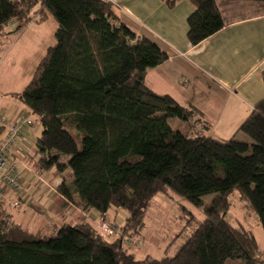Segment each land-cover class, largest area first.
Here are the masks:
<instances>
[{"label":"trees","instance_id":"obj_1","mask_svg":"<svg viewBox=\"0 0 264 264\" xmlns=\"http://www.w3.org/2000/svg\"><path fill=\"white\" fill-rule=\"evenodd\" d=\"M190 1L195 11L187 36L193 46L220 32L229 18L264 14V0ZM36 8L40 22L53 18L58 29L57 43L14 95L42 125L28 160L36 162L37 176L62 178L56 191L68 203L101 217L123 210L127 226L116 227L113 239L90 223L48 222L45 230L31 232L0 202V264H264L253 233L225 217L237 191L264 231V100L238 129L251 143L174 129L170 119L188 122L194 109L145 84L147 72L168 56L125 25L111 1L0 0V34L11 21L17 25L9 34L23 31ZM210 194L218 197L205 208V220L191 235L182 234L173 257L138 259L127 249L141 242L129 234L140 233L155 197L177 195L199 208Z\"/></svg>","mask_w":264,"mask_h":264},{"label":"crops","instance_id":"obj_2","mask_svg":"<svg viewBox=\"0 0 264 264\" xmlns=\"http://www.w3.org/2000/svg\"><path fill=\"white\" fill-rule=\"evenodd\" d=\"M109 1L116 6L117 14L125 25L137 35L154 42L168 56L166 62L147 72L146 86L152 92L170 96L185 108L196 111L187 122L195 128L192 136L218 140L234 138L240 125L264 100V14L243 19L229 18L220 32L193 46L187 36L188 18L195 11L190 0H179L173 7L167 4L171 0ZM37 9L33 10V20L20 33L9 34L16 28L14 21L5 26V33L0 34V56L8 54L15 45L11 46L10 41L16 35L20 36L16 42L24 38L29 46L38 47L39 39L45 36L42 32L44 24L50 18L40 22ZM55 23L52 25L53 39L37 61L33 75L48 48L57 43L55 34L58 24ZM23 69L21 67L20 73ZM22 91H5L18 102L1 96L0 109L23 110L24 105L14 97ZM198 128L202 129L201 135ZM208 131L213 136L205 135ZM215 131H218L217 135ZM219 131L229 136H221ZM62 181V178L55 179L56 186L61 185ZM33 190L34 186H28L32 195ZM35 204L36 201H33L19 213L14 211L16 217H13L15 222H21L31 232L45 230L49 221L39 220L40 213L44 211L55 216L54 221L48 224L53 227L90 223L99 229L101 215L97 211L84 212L68 203L57 191L50 197L46 196L41 204ZM40 208L41 212H38ZM110 212L106 214L107 217ZM109 219L116 223L111 217Z\"/></svg>","mask_w":264,"mask_h":264},{"label":"rangeland","instance_id":"obj_3","mask_svg":"<svg viewBox=\"0 0 264 264\" xmlns=\"http://www.w3.org/2000/svg\"><path fill=\"white\" fill-rule=\"evenodd\" d=\"M52 25H56L54 19L50 18L45 22V27H43L42 30L43 35L45 36L44 38L39 39V43L37 45L38 47L29 46L24 38L16 42L20 38L19 35H16L11 39V46H13L14 44L15 45L11 48L8 54H6L7 56H0V97L3 96V98L10 100L11 102L15 101L8 95V93L4 92H10L11 90H15L17 92L22 91L25 88L26 84H28V82L31 80L33 70L37 61L39 60L40 56L44 54L45 49L53 39L54 29L52 28ZM21 67L24 69L26 68V70L23 69L22 73H20ZM19 106L21 107V104ZM23 108L24 107H22V109ZM23 110L27 111L25 108ZM195 113L196 111H194L193 114ZM170 124L174 129H179L184 133L187 132L188 134H192L193 130H195L194 126L189 125L187 122H183L179 119H170ZM198 129L200 130V133L198 134L201 135L202 129ZM204 129L206 130L205 127ZM215 132L217 135L218 131ZM41 133L42 125L39 121H35V126L31 130L30 136L32 149L35 147V142L41 135ZM219 134L221 136H229L224 131H219ZM205 135L213 136V133L211 131H208L207 133H205ZM74 136L79 140L77 142L79 147L81 148L82 142L80 136L78 134H74ZM231 136L232 135H230V137ZM234 138L239 141L247 139L248 143H251V140H248V138L241 132L236 133V136ZM32 155L33 154H31L30 157H32ZM25 163L29 168H31L32 171L34 170V175H36V162L26 159ZM64 175L67 181H70V169H67ZM51 176V173H45L41 177V179H44L46 183H49L53 187L52 190L46 185H43L41 182H39L35 177L33 178V173H24L27 188L28 186L30 187L37 184L39 185L41 192L37 191L34 194L33 199H30L27 203L20 204L19 207L11 208L10 204H7L14 218L16 217L14 215V211L19 213L23 210V208L25 209L27 207V204H30L33 201H36L35 205H38L39 203L41 204L46 196L50 197L56 192V182L55 180H50L52 179ZM217 197L218 194H210L204 196L202 198V206L199 208L191 206L187 200L178 197L177 195H159L155 197L146 212L144 227L140 230L139 233L142 239L140 236H138L139 234H129L130 236L128 235L130 238L140 239L141 242L137 243L133 247L127 246V249H130L132 252L134 251L138 259H143L146 256H151L155 259L173 257L179 250V248L183 245L184 235H191L192 232L195 231V229L201 224V222L205 220V208L209 206ZM228 201L230 204V210L225 215L226 219L235 227L243 226L244 228L249 229L256 238L260 253H264V231L257 218V215L252 210L249 203L245 201L237 191H234L230 194ZM38 212H41V208ZM41 213L39 220L43 219L44 221L47 219L46 221L49 222H51L52 220L54 221L55 216L50 215L51 213L49 211H44ZM182 215H184V217ZM109 216L116 221V223L114 221H112V223L115 224V226H117L119 229L122 230L126 228L128 217L127 212L123 210H111ZM109 216L108 219L110 218ZM183 233L184 235H182ZM114 236L115 235L109 236V238L113 239L115 238ZM117 237L118 235L116 236V238ZM124 245L126 246V244ZM227 264H242V261L230 260L227 262Z\"/></svg>","mask_w":264,"mask_h":264},{"label":"built area","instance_id":"obj_4","mask_svg":"<svg viewBox=\"0 0 264 264\" xmlns=\"http://www.w3.org/2000/svg\"><path fill=\"white\" fill-rule=\"evenodd\" d=\"M34 121V117L25 110L0 111V202L10 204L11 208L29 202L37 191L41 192L39 185L35 184L32 195L24 178V173H33L25 161L33 154L30 136ZM34 177L53 189L49 183L33 173ZM116 227L106 215L101 217L99 229L105 235H115L118 231ZM129 242L128 240L127 245Z\"/></svg>","mask_w":264,"mask_h":264}]
</instances>
